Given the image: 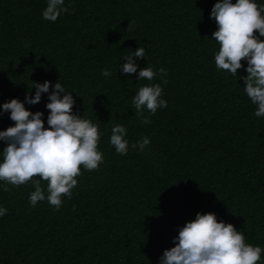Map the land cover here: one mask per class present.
<instances>
[{
    "label": "trees",
    "instance_id": "1",
    "mask_svg": "<svg viewBox=\"0 0 264 264\" xmlns=\"http://www.w3.org/2000/svg\"><path fill=\"white\" fill-rule=\"evenodd\" d=\"M216 2L65 0L69 11L52 22L42 16L47 0H0V105L19 99L48 127L49 93L35 105L25 97H34L33 82L59 81L73 113L99 126L103 153L98 170L81 168L59 210L47 200L33 207L31 182L0 181V264H160L198 212L264 248V117L254 115L240 78L247 62L236 76L215 66ZM138 47L145 57H134L137 73L123 74L124 57ZM146 66L166 75L138 80ZM148 84L161 85L167 107L136 115L132 97ZM9 117L0 114V131L14 126ZM115 124L127 129V155L110 144ZM142 137L150 144L133 149Z\"/></svg>",
    "mask_w": 264,
    "mask_h": 264
},
{
    "label": "clouds",
    "instance_id": "2",
    "mask_svg": "<svg viewBox=\"0 0 264 264\" xmlns=\"http://www.w3.org/2000/svg\"><path fill=\"white\" fill-rule=\"evenodd\" d=\"M68 11L65 0H47L42 16L55 22ZM210 18L217 26L212 33L219 45L214 56L216 68L236 76L243 67L242 61L247 62V75L240 78L244 80L247 97L255 105L254 115L264 117V39H260L264 37V3L217 0ZM134 57L144 58L145 49L138 47L124 57L127 63L120 68L123 74L137 73ZM158 74L166 75V69L160 68L157 72L146 66L139 70L138 80L153 81ZM102 75L108 77L111 72L105 69ZM33 87L36 89L34 97L30 91L25 97L29 105L40 103L42 94L49 93L46 104L48 127H45L42 112L27 110L19 99L13 98L0 105L2 113H10L9 118L14 122V126L0 131V141L6 144L0 153V181L15 187L31 182L34 191L29 195V203L35 207L38 202L47 200L59 210L62 197L71 198L72 189L78 185L81 168L98 170L103 163V153L98 150L101 133L97 124L73 113V95L66 92L59 81L54 85L50 81L33 82ZM162 92L160 84L140 87L132 97L135 114L142 116L147 110L154 115L158 108H166L167 101L161 98ZM142 123L148 124L151 120L143 116ZM126 135L124 125L112 126L110 144L120 155H127L129 150ZM149 144V138L142 137L131 147L144 151ZM41 181L46 182V191ZM9 190L4 187V191ZM6 213L7 209L0 207V217ZM173 243L174 247L163 252L160 264H258L264 252V248L246 243L241 231L231 223L218 221L214 213H196L194 220L179 229Z\"/></svg>",
    "mask_w": 264,
    "mask_h": 264
}]
</instances>
